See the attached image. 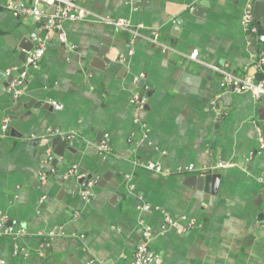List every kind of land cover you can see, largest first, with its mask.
<instances>
[{
	"label": "crops",
	"instance_id": "crops-1",
	"mask_svg": "<svg viewBox=\"0 0 264 264\" xmlns=\"http://www.w3.org/2000/svg\"><path fill=\"white\" fill-rule=\"evenodd\" d=\"M9 1L30 0H0V74L27 73L19 95L0 92V214L24 229L0 235L4 264H132L142 224L153 229L148 248L160 264H264V201L256 205L264 188V96L222 89L220 73L208 66L264 78L242 23L252 2L77 0L96 15L141 24L133 36L96 16L63 20L48 32L43 22L6 10ZM153 32L156 43L146 38ZM39 40L44 54L25 65L22 47L32 50ZM99 52L110 60L105 68L101 59L90 66ZM134 93L146 97L137 115ZM105 134L108 152L97 147ZM53 140L70 150L40 182L38 173L54 160L43 152L60 149ZM148 160L172 170L193 164L218 178L199 187L191 178L199 171L166 176L145 169ZM73 165L94 180L88 199L80 180L62 178Z\"/></svg>",
	"mask_w": 264,
	"mask_h": 264
},
{
	"label": "built area",
	"instance_id": "built-area-1",
	"mask_svg": "<svg viewBox=\"0 0 264 264\" xmlns=\"http://www.w3.org/2000/svg\"><path fill=\"white\" fill-rule=\"evenodd\" d=\"M49 6H54V11L49 12L47 8ZM5 9L8 10L15 16L27 15L43 22L44 28L49 31H54L55 29H60V23L63 20L72 21H89L93 16H96V20L100 23L111 25L115 28H119L131 33L133 36H139L138 29L142 28V25L133 26L128 21L124 19L112 18L109 16H99L94 14L91 10L83 7L77 3V0H30L29 3L25 2H15L9 1L4 5ZM242 23L244 29L248 35L252 38V44L255 46V56L257 57L256 66L259 67L264 64V30H259L256 26L253 17L252 6L248 4L244 11ZM158 34L153 32L151 35L146 36V38L156 43ZM58 38L60 41L64 42L65 37L63 33L59 32ZM263 47V48H262ZM45 42L39 40L35 47L28 52L26 58L27 66H34L39 61V59L44 54ZM198 55V50L193 49L189 54V57L196 59ZM123 57V56H122ZM211 69L217 71L221 75V80L219 86L222 89L230 90L237 93H248L254 99L264 96V78L259 81H253L246 77L237 76L227 71L223 67L216 65H208ZM27 76L25 71H22L19 78L13 79L9 86L8 91H12L15 96L20 94L19 85L23 82V79ZM136 115L138 112L144 109L146 104V97L139 93H134L132 96ZM56 108L60 105L55 104ZM59 138L64 137L62 134L58 133L56 135ZM69 137V136H68ZM263 140V139H262ZM98 149L102 152H108V135L105 134L103 138L99 141L97 145ZM261 147L264 148V142H262ZM47 159L51 162L54 158L52 153H47ZM141 165L150 171H153L162 175H171L173 173L186 174L195 171L202 173L200 168L195 167L193 164H189L185 167H180L175 170L170 168H164L159 162L148 160L141 163ZM232 164L226 161H219L218 167H228ZM56 167L53 164H49V167L38 173V180L44 182L48 176L55 173ZM64 179H73L75 181L80 180L81 190L80 195L84 199H88L91 194V189L94 185V180L91 178H85V175L75 166H70L62 174ZM142 200V197H139ZM143 209H149L147 204L142 206ZM4 216L0 214V235L18 236L24 233V229L21 227L7 226L4 222ZM141 233L143 236V241L138 244L133 252L132 264H160L161 256L160 254L150 250L148 248V242L151 240L153 235V229L148 224L141 225ZM50 245V234H47L43 238L42 250L47 249ZM4 260L0 258V264H4Z\"/></svg>",
	"mask_w": 264,
	"mask_h": 264
},
{
	"label": "water",
	"instance_id": "water-1",
	"mask_svg": "<svg viewBox=\"0 0 264 264\" xmlns=\"http://www.w3.org/2000/svg\"><path fill=\"white\" fill-rule=\"evenodd\" d=\"M250 1L252 2V11H253L254 21H255L259 30H264V0H250ZM31 47H33L32 44H30L29 46L22 47L23 55H24L23 60H25L26 55L30 51ZM100 59L104 62L103 67L105 68L106 64H108L110 60L105 58L104 55L101 54L100 52L96 56L92 57L91 62H90V66L98 68V66L96 64V62H97L96 60H100ZM103 67H99V69H104ZM13 77L14 76L12 74H5V73L0 74V86H1L0 92H2V91L4 92L8 88L10 82L14 79ZM186 78H188V77H186V75H184L181 82L186 83ZM141 81L142 80H139V82L137 84L138 86L143 85ZM178 90L182 94H189L190 93V91H185L184 89L179 88V87H178ZM20 104L22 106H24V104L21 102L17 103V105H20ZM25 106H27V105H25ZM32 106H30V107H32V109L38 108L37 104H34ZM263 108H264V105H263ZM261 120H262L261 129H262L263 134H264V110H263V113H261ZM58 145L60 146V149L56 148ZM52 146L56 148V149H54L55 156H54V160L52 161V164L55 165L57 158L63 154L64 150L65 149L70 150V148L64 146L62 141H57V140H53ZM43 157L47 158L46 152H43ZM191 178L192 179L195 178L196 185L199 187H201L203 185L202 183H205V185H207V186L209 183L210 184L212 183L214 186L216 179L218 178V174H214V173L208 171V172H204L198 176H196V175L191 176ZM263 201H264V188L261 189L259 192V197H258V201L256 202V205L258 207H261ZM258 215L263 217V219H264V206L261 208Z\"/></svg>",
	"mask_w": 264,
	"mask_h": 264
}]
</instances>
